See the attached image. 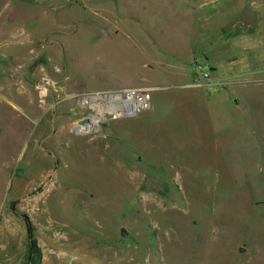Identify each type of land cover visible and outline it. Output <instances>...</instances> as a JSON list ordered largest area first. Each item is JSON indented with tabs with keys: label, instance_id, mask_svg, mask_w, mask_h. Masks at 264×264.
Returning <instances> with one entry per match:
<instances>
[{
	"label": "rangeland",
	"instance_id": "obj_1",
	"mask_svg": "<svg viewBox=\"0 0 264 264\" xmlns=\"http://www.w3.org/2000/svg\"><path fill=\"white\" fill-rule=\"evenodd\" d=\"M0 264H264V0H0Z\"/></svg>",
	"mask_w": 264,
	"mask_h": 264
},
{
	"label": "trees",
	"instance_id": "obj_2",
	"mask_svg": "<svg viewBox=\"0 0 264 264\" xmlns=\"http://www.w3.org/2000/svg\"><path fill=\"white\" fill-rule=\"evenodd\" d=\"M16 200H11L9 203V208L15 212L18 213L24 221L25 229H26V235L28 240V252L29 255H39V250L36 245L35 235H34V224L32 223L30 217L27 215V213H19L15 207Z\"/></svg>",
	"mask_w": 264,
	"mask_h": 264
},
{
	"label": "bare ground",
	"instance_id": "obj_3",
	"mask_svg": "<svg viewBox=\"0 0 264 264\" xmlns=\"http://www.w3.org/2000/svg\"><path fill=\"white\" fill-rule=\"evenodd\" d=\"M115 97H118L117 99L115 98ZM120 97V95L119 94H114V95H109L108 96V100H112L111 101V103H117L116 105H117V109H123V111L125 112V111H128V112H133L134 110H137V107H136V98L135 97H133L132 95H128L127 97H125L124 99H120L119 98ZM133 99L134 101H133V104H132V102H130V100L129 99ZM92 100V99H91ZM93 100H94V98H93ZM126 103H128V106H127V108H122L121 107V105L122 104H126ZM120 105V106H119ZM94 107H96V106H94ZM97 107H99V109H101L102 111H104V110H106V109H109L108 107H101L100 105H98ZM96 119V118H95ZM90 121V120H89ZM91 127H92V123H91V121H90V123H88V124H86V125H84V126H81V128L79 129V132L80 133H83V132H87V131H89L90 129H91Z\"/></svg>",
	"mask_w": 264,
	"mask_h": 264
},
{
	"label": "built area",
	"instance_id": "obj_4",
	"mask_svg": "<svg viewBox=\"0 0 264 264\" xmlns=\"http://www.w3.org/2000/svg\"><path fill=\"white\" fill-rule=\"evenodd\" d=\"M114 94H119L120 95V99H124L125 97H127L128 95H132L133 97L136 98V107L137 109L144 107L147 105V101L149 99V92L147 89H125V90H120L117 92H112L109 94H105L104 97L108 98L109 95H114ZM95 98L94 96H89V100ZM135 111V110H134ZM133 111V112H134ZM132 113V112H131Z\"/></svg>",
	"mask_w": 264,
	"mask_h": 264
},
{
	"label": "water",
	"instance_id": "obj_5",
	"mask_svg": "<svg viewBox=\"0 0 264 264\" xmlns=\"http://www.w3.org/2000/svg\"><path fill=\"white\" fill-rule=\"evenodd\" d=\"M88 123H90V121H89L88 118H85L84 120H81V121L77 122V123L75 124V131H76L77 133H80V132H79V129L81 128V126H84V125H86V124H88Z\"/></svg>",
	"mask_w": 264,
	"mask_h": 264
}]
</instances>
